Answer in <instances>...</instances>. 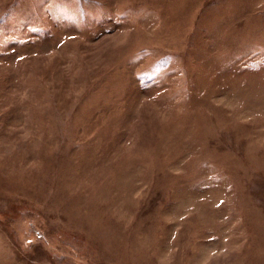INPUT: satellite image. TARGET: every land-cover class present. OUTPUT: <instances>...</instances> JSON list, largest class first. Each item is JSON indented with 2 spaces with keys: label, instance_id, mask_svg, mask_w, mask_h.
Wrapping results in <instances>:
<instances>
[{
  "label": "rangeland",
  "instance_id": "374dc122",
  "mask_svg": "<svg viewBox=\"0 0 264 264\" xmlns=\"http://www.w3.org/2000/svg\"><path fill=\"white\" fill-rule=\"evenodd\" d=\"M0 264H264V0H0Z\"/></svg>",
  "mask_w": 264,
  "mask_h": 264
}]
</instances>
